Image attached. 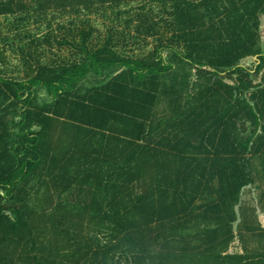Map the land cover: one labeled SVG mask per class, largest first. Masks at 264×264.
<instances>
[{"label":"trees","instance_id":"trees-1","mask_svg":"<svg viewBox=\"0 0 264 264\" xmlns=\"http://www.w3.org/2000/svg\"><path fill=\"white\" fill-rule=\"evenodd\" d=\"M91 15L118 24L103 44ZM3 17L49 32H0V264H264V196L243 206L264 179V0H0Z\"/></svg>","mask_w":264,"mask_h":264},{"label":"rangeland","instance_id":"rangeland-1","mask_svg":"<svg viewBox=\"0 0 264 264\" xmlns=\"http://www.w3.org/2000/svg\"><path fill=\"white\" fill-rule=\"evenodd\" d=\"M136 5L134 6V10L137 11V8H135ZM135 11V13H136ZM109 17L111 18L112 16L109 14ZM89 18L91 19V24L93 25V27L97 28L98 30L101 31V41L100 43H104V41L107 39V33H108V28L110 27H116L118 24L113 23L110 19H103L101 18V16H89ZM84 19V17H80L78 18V26L79 28L82 27L81 25V21ZM49 20H51L49 18ZM73 19L70 18H63L60 19L58 18V22L61 24H64L66 26H70V22ZM107 20V21H106ZM46 22V21H45ZM58 22H53V26H52V31H56L57 26H58ZM16 23L15 18H1L0 19V32H3L2 34H6L8 36H10L11 38H14L17 34L22 33L23 35H32L35 38H40L43 39L44 37L46 38V35L49 32V29L47 28V26L45 24H43V26H40L39 29V25L35 24L34 22H31L29 24H26L25 26H20L18 29L12 30V32H8L9 29H12V24ZM262 26H261V30L264 33V17L262 18ZM120 29H122V27H120ZM128 32L131 33L132 35H136V32L134 31V29H129L128 28ZM99 35L98 33L96 34V36ZM31 39L29 38H25L23 40L22 44H26L29 43ZM149 47L148 49L146 48V46L144 45L145 42L140 40V43L138 45H133V43H131L130 41H128V44L123 45V51H125V56L127 55H134V56H139L142 55L144 52H150L154 46L157 44L155 39H149ZM60 47L55 46L54 50L56 53H58L59 55H62L63 59H67L70 58V53H71V49L69 47H63L60 50H58ZM18 50L17 49H12V48H8L7 49V57L9 58V63L7 68L10 69L9 72L10 73H14L12 75H15L17 77H23L25 76L24 73V68L22 67V56L18 53H16ZM103 80V79H102ZM90 85V84H88ZM48 98V94L46 92H41L40 93V102L43 103L45 102L44 100ZM48 100V99H47ZM48 102V101H47ZM258 166V170L260 172L263 171L262 166H259L260 164L257 162L256 164ZM264 196V179L261 178H257V182L256 185L252 186L251 188H249L248 190H246L244 192L243 195V206L244 207H248V208H255L257 206L258 201L261 199V197ZM260 210H262V205H260Z\"/></svg>","mask_w":264,"mask_h":264}]
</instances>
